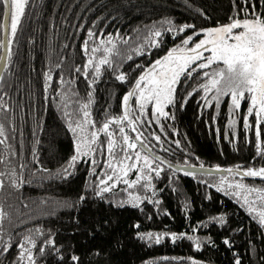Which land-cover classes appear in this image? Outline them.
I'll return each mask as SVG.
<instances>
[{
  "label": "trees",
  "instance_id": "1",
  "mask_svg": "<svg viewBox=\"0 0 264 264\" xmlns=\"http://www.w3.org/2000/svg\"><path fill=\"white\" fill-rule=\"evenodd\" d=\"M3 11L0 5V25ZM246 12L247 18L253 12L264 14V0H251V5L241 0H29L11 43L0 91V124L5 129L4 136H0L4 140L0 150L7 156L0 163V172L14 169L20 185L13 187L7 176L2 178L0 209L6 216L0 220V264H29L27 254L23 261L20 259L19 244L26 236L36 241V247L25 245L36 264H236L237 260L240 264H264V227L257 219L264 211L263 180L241 178L227 171L226 175H185L156 161L153 166L163 171L159 176L152 173L153 189H129L120 183L100 196L99 181L109 171L106 156L100 154L95 157L96 166L82 158L70 174L58 175L70 162L78 143L79 129L74 133L69 128L73 119H80L68 115L74 111L73 101L78 99L82 106L91 93L88 111L96 127L87 131L98 130L106 119L122 115V97L131 91L143 69L177 45L183 46L182 39L193 36V41L183 46L190 48L205 38L196 33L227 25L235 18L244 19ZM183 25L195 27L181 31ZM89 31L95 34L92 40ZM155 31L162 32L159 47L151 46ZM85 40L94 57L93 66L85 67L89 58L83 50ZM96 47L101 51L91 53ZM105 48H112L111 53H105ZM104 56L111 66L99 65L97 76L93 67ZM77 68L81 71L76 72ZM49 70L51 81L46 79ZM120 74L126 75L127 83L116 78ZM60 77L69 83H61ZM89 80L94 81L91 87ZM201 82L202 73L194 72L189 79L181 76L176 86V106L165 109L174 114V119L161 118L159 124L141 126L144 136L151 140V153L172 166L202 165L214 170L264 166V159L256 152L254 129L246 131L243 127L248 101L241 103L238 115L230 113L227 98L218 110L214 104L204 108L202 91L195 92ZM69 89L74 96L70 106L65 107ZM190 92L195 94L189 96ZM130 105L136 107L132 100ZM146 117L155 120L150 106ZM247 119L254 125L257 118ZM231 120L236 121L234 130L227 127ZM117 127L111 125L110 131L119 140ZM125 131L133 138L136 135L127 127ZM260 131L264 142V121ZM155 135L161 137L159 142L153 138ZM107 139L100 133L97 147ZM137 175L130 171L127 179L135 180ZM222 177L226 178L223 185ZM237 182L257 191L227 187ZM217 187L224 191H217ZM130 193L141 197L139 207L132 206ZM245 196L250 204H245ZM221 216L223 223L210 219ZM149 232L168 235L159 244L139 238ZM184 233L202 241L199 250L187 239L173 242L168 238ZM6 245L11 247L5 250ZM73 256L78 259L73 260Z\"/></svg>",
  "mask_w": 264,
  "mask_h": 264
},
{
  "label": "snow or ice",
  "instance_id": "2",
  "mask_svg": "<svg viewBox=\"0 0 264 264\" xmlns=\"http://www.w3.org/2000/svg\"><path fill=\"white\" fill-rule=\"evenodd\" d=\"M244 5H251V0H241ZM0 5H3V18L5 23L0 25V29L3 30L4 34L10 37L8 43L0 42V48H5L8 52L11 50V43L17 36L18 28L21 24L22 18L25 17V9L29 5V0H0ZM254 7V6H253ZM239 19L235 18L231 23L219 26L207 30H203L202 33H196V35L203 34L204 39L196 41L192 47L185 48L190 42L193 41V36H188L186 39H182V45L169 50L162 58L157 59L153 64L143 69L141 74L133 81V87L131 91H128L122 97V115L119 117H113L106 119L102 126L98 130L91 132L87 131L89 127L95 129L96 122L90 119V112L88 111L92 102V96L89 92L88 102L82 106L79 104L78 99L73 101L74 111L68 113L73 117L79 116V120L73 119L72 123L76 124V127H72V123L69 124V128L72 132L76 133L79 129L77 136L78 143L75 146V154L71 157L68 165L62 169L58 175L70 174L75 164L84 158V162H90L93 166H96L97 160L96 155H105L107 158L106 167L109 169L108 172L104 173L106 178H101L99 181V189L97 194L103 196L104 193L111 192L112 189L123 183L129 189H135L138 186L143 190L153 189L151 181L153 179L152 173L156 176L160 175L163 171L158 166L154 167L156 161L164 163L159 156L151 153V140L144 136L141 126L144 124H151L153 122L159 124L160 119L166 120L174 119V114H170L165 109L169 106L175 107L176 100V86L180 82L181 76L185 79L192 78L193 73L201 74L203 82L199 84V87L195 92H201V101L203 102L204 108L212 107L213 104L218 110L221 102L227 98L230 101L229 111L230 113L238 115V110L241 108V103L245 100L248 101L249 106L246 109V117L243 122V127L247 131L254 129L256 138L255 148L257 155L264 159V142L261 141L260 123L264 121V14L256 15L255 12L251 13V18ZM169 23H171L169 21ZM194 25H183L180 29L184 31L189 28H194ZM171 31V29H166ZM89 40L95 37V34L91 31L88 32ZM160 38V39H156ZM127 41H125L126 43ZM101 44L104 41L100 42ZM111 44V40L108 41ZM163 43L162 32L155 31L152 33L151 46L159 47ZM114 47V45H113ZM85 54H89V41L85 40L83 45ZM101 51L99 47L92 48L91 53ZM105 53H111L112 48L103 49ZM139 54L143 55L139 49ZM207 52L209 55L205 56ZM10 59V56L0 57V61ZM131 59V56L128 57ZM94 65V57L89 54L87 60L88 66ZM99 65L111 66V61L104 56L97 64L93 67L94 73L99 76L100 67ZM195 65L193 68L192 66ZM137 67H142L137 65ZM191 69V70H190ZM76 72H80L81 69H75ZM85 79H88V73L85 72ZM120 82L127 83L126 75L120 74L116 77ZM48 81L52 80L51 70L46 74ZM4 76L0 73V91L3 90ZM61 83H69L60 77ZM94 81L89 80V87L92 86ZM195 92H190L188 95L192 96ZM74 94L69 89L65 93L64 106L68 107L69 101L72 99ZM2 99V97H0ZM130 100L134 101L136 107L133 108L130 105ZM187 101H182L183 105ZM3 105L0 104V107ZM149 106L152 108V115L155 120L148 119L146 117ZM255 116L256 123L250 124L247 117ZM117 125V130L120 134V139L115 138V132L110 131L111 125ZM125 127L129 128L131 132L136 133L135 137H131L125 131ZM230 129H235L236 121L231 120L227 126ZM161 131H163V125H161ZM219 129H217V132ZM4 125L0 124V136H4ZM100 133L105 134L108 138L106 143H102L97 147V141L99 140ZM155 141L159 142L161 137L155 135L153 137ZM147 141V143L145 142ZM174 143L179 146L180 141L176 140ZM0 144H4V140H0ZM147 149L151 155H141V151L138 149ZM10 147V146H9ZM168 149H165L167 151ZM7 156L4 155L0 150V163H4ZM115 161L116 163H113ZM131 161L132 163H128ZM141 161L143 166L141 167ZM24 168L25 165H20ZM192 167V166H190ZM201 167H203L201 165ZM219 170V169H217ZM130 171H136L138 173L135 180L127 179ZM229 174L240 176L241 178H261L264 179V166L259 168L249 167L242 169L237 167L235 169H226ZM95 174V173H94ZM185 175H194L193 172L185 171ZM7 176L11 182V186H20L17 183L15 170L10 172H0V186L3 185V177ZM109 182H112L111 184ZM226 182V178H221V184ZM229 189H243L244 191L251 193L257 191L256 189L246 188L244 184L237 182L235 185L228 183ZM217 191H224L223 187H217ZM155 194V193H153ZM227 195L228 193L225 192ZM233 194H236L235 192ZM130 195V201L133 207H139L141 197L139 195ZM83 199V197H81ZM151 202V201H150ZM245 204H250L247 196L244 197ZM155 203H159L156 201ZM261 207H264V198H262ZM249 211H253L250 206ZM6 216L3 209H0V220H3ZM211 220L223 223V217H212ZM258 222L264 227V211L258 214ZM135 227H139L136 225ZM37 234H40V230L37 229ZM168 234L165 233H145L140 234V239L150 241L156 244L161 241ZM168 238L171 241L187 239L195 244L197 250L201 247L202 241L195 236L184 234H170ZM48 244H52V241H48ZM224 243L229 244L228 240ZM31 244L32 247H36V241L30 236L24 238V243L19 244V248L22 250L20 256L21 261L24 259V254H27L29 264H36L32 257L31 249L25 245ZM5 250L11 245L4 246ZM43 254V248L40 249ZM73 260L78 258L73 256ZM192 264H196V261H192ZM236 264H240L237 260Z\"/></svg>",
  "mask_w": 264,
  "mask_h": 264
},
{
  "label": "water",
  "instance_id": "3",
  "mask_svg": "<svg viewBox=\"0 0 264 264\" xmlns=\"http://www.w3.org/2000/svg\"><path fill=\"white\" fill-rule=\"evenodd\" d=\"M4 23H5V21L3 18L2 24H4ZM2 38H3V42L7 44L9 41V37L4 34L3 30H2ZM6 55L8 56L9 52L5 48H2L1 57H5ZM6 67H7V62L5 63V61H0V73L3 74ZM143 150L145 151V153L147 155H151V153H149L147 149H143ZM162 161H164V160H162ZM157 162L160 163V161H157ZM160 164H162L163 166L173 170L174 172L189 171V172H193L194 174H204V175H226L227 174L225 170H214V169H206V168H201V167H189V166H186V167L172 166L169 163H167L166 161H164V163H160ZM255 179L264 181V179H261V178H255Z\"/></svg>",
  "mask_w": 264,
  "mask_h": 264
}]
</instances>
